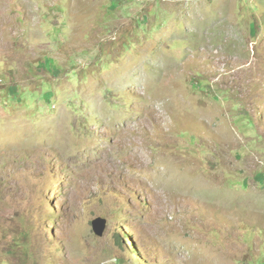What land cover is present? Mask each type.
Segmentation results:
<instances>
[{"label":"rangeland","instance_id":"obj_1","mask_svg":"<svg viewBox=\"0 0 264 264\" xmlns=\"http://www.w3.org/2000/svg\"><path fill=\"white\" fill-rule=\"evenodd\" d=\"M0 264H264V0H0Z\"/></svg>","mask_w":264,"mask_h":264},{"label":"bare ground","instance_id":"obj_2","mask_svg":"<svg viewBox=\"0 0 264 264\" xmlns=\"http://www.w3.org/2000/svg\"><path fill=\"white\" fill-rule=\"evenodd\" d=\"M167 61V60H166ZM168 64H169V62H168ZM110 76H112V75H110ZM110 79H112V82L113 83H117V84H123V83H125L126 81H134V79H135V75H133V74H130V72H122V73H120V74H118V75H114L113 74V76H112V78H110ZM136 80V79H135ZM130 83V82H129ZM128 83V84H129ZM132 83H134V82H132ZM126 84V83H125ZM91 96H97V95H95V94H93V95H91ZM94 103V102H93ZM89 104V103H88ZM149 106V105H148ZM92 111H96V108H95V106H93L92 107ZM103 111H101V113H102ZM104 113V112H103ZM130 114V113H129ZM110 115H114V117L116 118V120L118 121V122H121V123H125V122H127L128 120H126V118L127 117H125V118H123L122 116H121V114L120 113H116V112H111L109 109H106V117L107 116H110ZM113 117V118H114ZM140 120H142L141 118H140ZM132 121V120H131ZM134 121V120H133ZM143 121V120H142ZM127 123H129V122H127ZM92 159L93 160H100V159H97V157L95 156V155H93L92 156ZM108 160V159H107ZM101 161V160H100ZM104 161V160H103ZM102 161V162H103ZM184 182V181H183ZM204 185H202L201 187H203ZM200 187V189H202ZM211 188V187H210ZM181 190V189H180ZM220 197V196H219ZM225 203H227V202H225Z\"/></svg>","mask_w":264,"mask_h":264},{"label":"water","instance_id":"obj_3","mask_svg":"<svg viewBox=\"0 0 264 264\" xmlns=\"http://www.w3.org/2000/svg\"><path fill=\"white\" fill-rule=\"evenodd\" d=\"M106 227V218L98 216L92 220V229L97 236H102Z\"/></svg>","mask_w":264,"mask_h":264},{"label":"clouds","instance_id":"obj_4","mask_svg":"<svg viewBox=\"0 0 264 264\" xmlns=\"http://www.w3.org/2000/svg\"><path fill=\"white\" fill-rule=\"evenodd\" d=\"M98 217V216H97ZM106 228V227H105ZM105 231V230H104Z\"/></svg>","mask_w":264,"mask_h":264}]
</instances>
